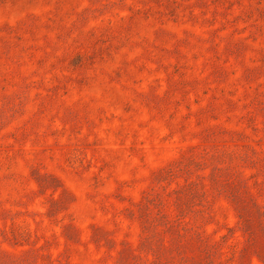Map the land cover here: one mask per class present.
Listing matches in <instances>:
<instances>
[{
	"label": "rangeland",
	"instance_id": "1",
	"mask_svg": "<svg viewBox=\"0 0 264 264\" xmlns=\"http://www.w3.org/2000/svg\"><path fill=\"white\" fill-rule=\"evenodd\" d=\"M0 264H264V0H0Z\"/></svg>",
	"mask_w": 264,
	"mask_h": 264
}]
</instances>
